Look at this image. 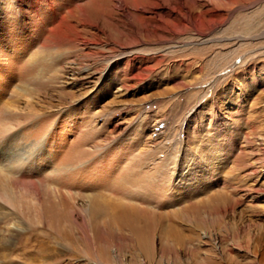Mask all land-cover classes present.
Segmentation results:
<instances>
[{
    "label": "rangeland",
    "instance_id": "374dc122",
    "mask_svg": "<svg viewBox=\"0 0 264 264\" xmlns=\"http://www.w3.org/2000/svg\"><path fill=\"white\" fill-rule=\"evenodd\" d=\"M3 187L0 264H264V0H0Z\"/></svg>",
    "mask_w": 264,
    "mask_h": 264
},
{
    "label": "bare ground",
    "instance_id": "6f19581e",
    "mask_svg": "<svg viewBox=\"0 0 264 264\" xmlns=\"http://www.w3.org/2000/svg\"><path fill=\"white\" fill-rule=\"evenodd\" d=\"M119 7L122 8L124 11L127 12V8L126 6H123V3L122 1H119ZM0 193L4 196V201L5 203L3 204V207L4 208H9L10 209V206L13 207L14 206V203H15V198H13L12 195H10L9 193V190L6 189V187H3V189L0 190ZM197 207L199 206H192L190 208H193V209H197ZM131 209H134L135 207H130ZM136 210V209H134ZM139 210V209H138ZM138 214L139 215H142V213H140L141 211H138ZM129 211V210H127ZM5 212V211H4ZM133 212L134 214H136L134 211H131ZM145 212V211H144ZM102 213V211L99 209V212H98V215H100ZM164 215V214H163ZM12 214L10 212H7V213H0V224H6V227L4 228V232H5V237H6V243L8 244V246H10L11 248L13 247L14 243H15V239H16V236L18 235V232L20 231V228L14 223L12 222V218H11ZM161 219L163 220H168L171 222L176 220L175 218L177 217H172L170 214H166L164 216H160ZM173 218V219H172ZM187 222V221H186ZM166 221L164 222H158L157 224L155 222H152L150 223L149 222V227L146 231L142 232L141 235H138L139 237L138 238V244L136 245L137 247H128L129 248V252L131 253V259L135 262V263H139L138 261V258L139 256L136 255L134 253V251L136 250V248H139L141 250H143V256H144V259H145V263L144 264H150L152 262L153 259H155V255H154V252H153V241H152V234L154 231L158 230L159 227L158 226H161L160 227V230L164 229L165 228V224ZM204 223V222H203ZM124 227H127L128 225H130L129 223H125L123 224ZM126 225V226H125ZM158 225V226H157ZM120 227V226H119ZM164 231V230H163ZM167 236V234H165ZM108 236L111 237L112 234L111 233H108ZM109 237L107 238H103V240L105 241H109ZM124 237L125 239L127 238L128 240H130L129 237L127 236H122ZM170 238L171 236H167V238ZM164 238V237H163ZM166 238V239H167ZM72 239L74 240L76 246L79 245L77 242H76V239L74 238V236L72 235ZM173 241H175L174 243L180 245L182 244V240L181 238L177 235V236H173L172 238ZM165 241V239H164ZM163 242V247L160 249V253L162 254L163 257H167L169 254H172L171 256L173 257H176L177 254H178V249L175 247V246H172V245H169L167 244L166 242ZM168 241V240H167ZM171 241V239H170ZM167 244V245H166ZM6 245V244H5ZM7 246V245H6ZM182 246V245H181ZM127 247V246H126ZM182 249V248H181ZM128 250V249H127ZM98 251L100 253V255L102 257H105L106 259L109 258V255L107 254V250L105 248H102V247H99L98 248ZM125 251V250H124ZM121 253V252H120ZM192 253V252H191ZM9 254V253H8ZM196 254L193 253L192 257L195 259L196 258ZM11 258V256H10ZM9 259V257H8ZM7 259V260H8ZM155 261V260H154ZM153 261V262H154ZM196 262V264H200L197 262V260H194ZM141 264V263H140Z\"/></svg>",
    "mask_w": 264,
    "mask_h": 264
}]
</instances>
